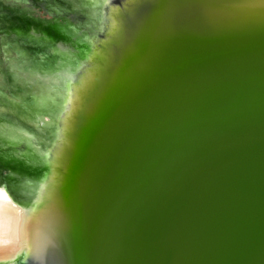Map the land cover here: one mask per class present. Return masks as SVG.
I'll return each mask as SVG.
<instances>
[{"label": "water", "instance_id": "95a60500", "mask_svg": "<svg viewBox=\"0 0 264 264\" xmlns=\"http://www.w3.org/2000/svg\"><path fill=\"white\" fill-rule=\"evenodd\" d=\"M212 2L161 7L164 17L148 24L125 18L124 30L99 48L102 57L85 58L72 35L48 22L11 17V28L41 31L69 60L80 59L85 77L110 95L89 104L56 215V226L82 248L61 246L26 264H264V90L211 72L213 61L200 58L214 51L206 42L207 51L198 52L179 40L196 28L198 13L234 11L231 0ZM96 5L116 15L112 6ZM132 106L140 109L136 116L127 111ZM25 142L32 164L18 171L25 182L13 186L21 204L46 211L51 174L41 172L47 162L34 151L42 139L28 130L20 136Z\"/></svg>", "mask_w": 264, "mask_h": 264}, {"label": "bare ground", "instance_id": "6f19581e", "mask_svg": "<svg viewBox=\"0 0 264 264\" xmlns=\"http://www.w3.org/2000/svg\"><path fill=\"white\" fill-rule=\"evenodd\" d=\"M16 1L0 0V17H4L5 11L9 10L19 11L24 17L41 19ZM37 1L52 18L64 22L45 18L42 20L48 22L49 27L56 28L60 34L72 35L79 52L85 58L88 55L102 57L100 51L98 52L99 48L109 47L107 45L111 35L124 30L125 18L128 21L140 18L148 24L164 17L161 7L167 10L173 9L177 4L185 7V0H67L70 6L64 0ZM213 1L212 3L216 2ZM231 1L230 7L234 8L231 14L218 12L214 15L208 10L202 11L201 15L198 13L193 21L196 28L187 29L182 33L180 45L200 52L207 51V47L202 46L206 42L214 51L203 53L200 58L203 62L213 61L211 72L221 76L230 73L233 78L239 79L240 85L264 90V0ZM96 4L101 7L106 5L108 9L112 6L116 15L111 12H106V15ZM29 5L36 8L31 1ZM254 6L261 8L257 9L258 13L253 12ZM63 11L71 15L77 14L80 18H69L63 15ZM151 28L152 26H145L146 30ZM13 34L24 42L31 41L40 46L52 47L49 51L35 50V53L44 54L42 59L37 61L36 58L35 61L46 64L48 68L42 76H31L30 72L35 74L36 71L31 68L28 70L29 65L24 60L21 65L27 70H17V66L13 65V68H9V75L5 80L11 89L3 92V97L6 98V95L16 88L22 91L21 95H16L18 99L31 97L39 106L36 111H31L29 120L20 121L13 113H8L5 108L0 107V180H6L11 185L9 190L0 182V261L13 260L18 256H24L29 261L45 255L52 257L56 252L51 250H60L61 246L82 248L76 239L73 243H55L69 237L56 226V218L59 217L56 215L64 203L62 196L69 177H73L72 156L77 152L74 143L77 144L79 139L84 138L86 126L83 120L89 104L98 99L100 102L106 100L109 94L106 89L85 77V68L78 66L80 59L77 63L69 60L67 50L54 44L44 33H26L14 29ZM122 38H125L124 35ZM175 42H179L177 38ZM6 56L12 57L10 54ZM24 71L30 77L23 79L19 75ZM2 74L4 79V73ZM16 74L17 77L14 76ZM42 96L48 97L44 104L39 100ZM127 111L136 116L140 109L132 106L127 108ZM36 120L42 122L41 128L34 126ZM23 129L34 132L42 139L40 147L34 151L47 162L46 168L41 172L51 174L49 187L53 196L46 211L44 206L21 204L17 198L19 191L13 186L14 182H25L18 171H28L32 164L30 157L33 149L26 142L20 144V136L24 135ZM46 154L50 155L53 161L43 156Z\"/></svg>", "mask_w": 264, "mask_h": 264}, {"label": "rangeland", "instance_id": "374dc122", "mask_svg": "<svg viewBox=\"0 0 264 264\" xmlns=\"http://www.w3.org/2000/svg\"><path fill=\"white\" fill-rule=\"evenodd\" d=\"M18 4H20V6L22 7H26L28 10H31L32 13L35 15V16H39L41 17V19L45 18V20H59L61 22H64L62 21L61 19H57V18H52L50 14H47V13H43V10L40 11H37L36 8H32L30 4V0H17L16 1ZM57 8V7H56ZM11 17H15V16H10V17H7L6 14L4 17H0V62L1 65H0V69L1 71L4 73V80H6V77L9 75V71H10V67H14V66H17V70H24L25 67H23L21 65V63L24 61L26 64H28V70L29 68L31 69H34L36 71L35 74H33L32 72H30L31 76L33 75H36L38 78L40 77V75L42 76V74L45 73V71L47 72L48 71V68L46 66V64H43L41 62H37L39 59H42L43 55L42 53H35V50H39L40 52H43L44 50H47L49 51L50 48H52L51 46L49 45H46V46H40L38 43H35V42H31V41H23L20 39V44H26V48H27V45L29 44H32L31 48L28 47V49L24 52H21V51H15L13 48H12V45L10 44H6V41L9 40V41H19V39L17 38L16 39V36L13 34V28H11V23L10 22H13ZM21 18H23L22 16H20ZM9 18V19H8ZM16 18V17H15ZM2 21V22H1ZM23 25H26V23H24ZM9 27V28H8ZM26 27V26H24ZM7 30V31H6ZM5 35V36H4ZM8 37V38H7ZM13 37V38H12ZM10 38V39H9ZM25 38V37H24ZM5 39V40H3ZM12 39V40H11ZM5 42V43H4ZM5 48L7 51H10V52H6L4 54V49ZM30 48V49H29ZM33 48V49H32ZM44 49V50H43ZM47 53V52H46ZM45 53V54H46ZM6 54H10V56L12 57H8L6 56ZM25 55V56H24ZM29 55V56H28ZM36 56V57H35ZM8 57V58H7ZM7 58V59H6ZM37 58V59H36ZM6 59V60H5ZM35 59L37 61H35ZM28 60V61H27ZM7 61V62H6ZM13 61V62H12ZM16 61V62H15ZM17 64H20L21 66L17 65ZM37 64V65H36ZM14 65V66H13ZM34 65V66H33ZM25 70H27V68H25ZM14 72V71H13ZM21 77L24 78H27V77H30L26 71H24V73H20L19 74ZM17 77V74L14 75ZM6 87H7V90H9V88L11 89L10 87V84H6ZM7 90H1L0 88V97L2 96V99H0V107L1 108H5V110L8 112V113H13L16 117V119L20 120V121H25V120H29V116L31 114V111H36L37 110V107H39L37 105L36 102H34V100L31 98V97H28V98H25V97H22V99H18L16 94L14 93V91H12L11 93H8L6 95V98L3 97V92H6ZM8 98V100H7ZM14 98V100H13ZM25 98V99H24ZM4 101V102H3ZM15 102V103H14ZM5 103V104H4ZM18 103V104H16ZM24 109V110H23ZM18 111V112H17ZM26 112V113H25ZM33 114V113H32ZM20 116V117H19ZM22 119V120H21ZM24 119V120H23ZM44 120H46V118L44 117L43 118ZM40 121V120H38ZM36 120V123H34V126L35 127H39L41 128V124L42 122H38ZM44 125V124H43ZM46 126V125H45ZM76 240L74 238H71V237H68L67 239L65 240H59L57 242H55L56 244H61V243H73L75 242ZM59 251V250H58ZM43 257H47L46 255L43 256ZM41 258V257H39ZM28 262V260H26V258H24V256H18L17 258L13 259V260H8V261H0V264H26ZM33 264V263H32Z\"/></svg>", "mask_w": 264, "mask_h": 264}, {"label": "flooded vegetation", "instance_id": "af4514ba", "mask_svg": "<svg viewBox=\"0 0 264 264\" xmlns=\"http://www.w3.org/2000/svg\"><path fill=\"white\" fill-rule=\"evenodd\" d=\"M37 8V11H40L41 12V10H43V13H46L45 12V9L44 8H42V7H36ZM19 13V14H18ZM5 14H7L6 16L7 17H10V16H15L17 19H20V16H22L23 18H25L19 11H17V12H11V11H9V10H6L5 11ZM17 14V15H16ZM48 14V13H47ZM29 19H31V20H34L35 22H37V23H39V22H41V23H45L46 24V21L45 20H42V19H39V18H31V17H28ZM31 23H33V21H31ZM47 25V24H46ZM40 27H41V25H39ZM58 32V31H57ZM31 33H43V32H41V31H32ZM18 38V36H16V39ZM19 39V38H18ZM3 40H5V39H3ZM20 42V40L19 41H17V40H15V41H9V40H7L6 41V43H9L10 45H12V48H14V46H16V45H18V47L20 46V48L21 49H24L25 51L28 49V47H31L30 45H27V48H26V45L25 44H20L19 43ZM5 43V42H4ZM2 62H0V64H1ZM1 70V69H0ZM3 75V74H2ZM0 76V81L3 79V76ZM4 80V79H3ZM0 88L1 89H3V90H7V87H6V81H4V83L3 84H1V82H0Z\"/></svg>", "mask_w": 264, "mask_h": 264}]
</instances>
